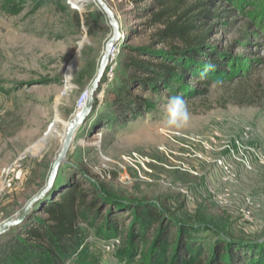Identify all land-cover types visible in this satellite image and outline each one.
<instances>
[{
  "label": "rangeland",
  "instance_id": "rangeland-1",
  "mask_svg": "<svg viewBox=\"0 0 264 264\" xmlns=\"http://www.w3.org/2000/svg\"><path fill=\"white\" fill-rule=\"evenodd\" d=\"M74 2L44 0L40 6L31 0H0V226L20 218L47 186L68 124L88 94L111 37L98 6L79 2L78 9ZM105 2L119 19L124 40L51 190L60 180L88 176L113 200L116 211L127 216L123 223H82L74 264H177L181 242L167 245L158 228L135 216L133 207L145 204L162 208L181 224L213 230L192 229L201 240H211L213 245L206 249L211 257L221 237V245L222 239H233L229 244L248 264H264V105H228L235 86L213 84L207 94L196 93L187 100L189 120L183 127L166 124L165 98L155 101L152 113L119 125L108 100L117 87L125 44L131 40L127 36L135 25L125 0ZM219 3L231 12V24L213 33L211 40L218 41L236 64L252 58L264 83V0ZM86 13L95 28L92 35L83 25ZM248 33L250 44L242 40ZM147 38L131 43L139 45ZM57 118L56 131L42 151L27 153ZM47 201L45 196L35 203L9 231L16 235L29 219L42 216ZM185 224L181 228L190 229ZM9 231L5 239L14 236ZM223 253L222 259L226 248ZM204 254L201 250L198 258Z\"/></svg>",
  "mask_w": 264,
  "mask_h": 264
},
{
  "label": "trees",
  "instance_id": "trees-1",
  "mask_svg": "<svg viewBox=\"0 0 264 264\" xmlns=\"http://www.w3.org/2000/svg\"><path fill=\"white\" fill-rule=\"evenodd\" d=\"M31 1L44 5V0ZM125 1L131 6L135 28L129 30L127 38L131 40L125 44L119 81L108 100L118 115L119 125L125 127L152 113L155 101L165 98L168 103L170 97L177 95L187 101L196 93L207 94L213 84L235 86L228 105L240 108L264 105V83L252 58L236 64L237 60L234 62L218 41L211 40L213 33L221 32V27L227 30L231 24V12L221 9V0ZM76 21L82 24L79 17ZM83 25L89 34L94 33L90 13L84 15ZM142 36L148 37L146 42L132 45V39L136 42ZM251 36L243 35L242 40L250 44ZM46 197L48 201L40 211L42 216L29 219L26 228L16 235L9 231L14 235L11 238L5 239V234L0 237V264H26L27 261H30L28 264L41 261L74 264L82 223H123L127 216L116 211L113 200L88 176L73 178L67 183L60 180ZM133 208L141 223L158 228L160 239L167 245L181 242L177 264H248L229 244L235 243L233 239H222L221 245L219 237L215 256L211 257V252L206 250L213 245L211 240H201L192 229H201L200 233L204 229L213 230L176 222L155 205ZM103 210L106 214H101ZM184 224L190 229L181 228ZM225 248L227 257L222 259ZM201 250L205 254L199 259Z\"/></svg>",
  "mask_w": 264,
  "mask_h": 264
},
{
  "label": "water",
  "instance_id": "water-1",
  "mask_svg": "<svg viewBox=\"0 0 264 264\" xmlns=\"http://www.w3.org/2000/svg\"><path fill=\"white\" fill-rule=\"evenodd\" d=\"M80 1L86 3V0H79V2ZM95 3L99 7L103 15L105 16L111 28L112 33L110 39L106 43L105 51L102 56L101 62L99 64L96 77L94 78L92 84L88 89L89 96L87 103L84 109L78 112L75 115V117L71 120V122L68 124L66 135L63 139V144L60 153L52 165L51 173L49 176V182L47 186L32 199L27 209L25 210L24 214L20 218L18 219L14 218L13 220H9L6 223H4L2 226H0V237L4 235L6 232H8L11 228L15 227L20 221H23L25 219V216L31 211L32 206L38 201H40L42 198H44L51 191L52 183L56 178V175L58 173L61 164L65 162V160L67 159L69 150L76 137L77 132L79 131L81 126L85 124L87 118L92 113V110L95 105V96L97 95L100 85L103 82L104 75L106 74L107 70L110 67L112 56L117 50L118 46L124 40L123 34H121V23L117 18L116 14L113 12V10L105 2V0H95ZM52 128L53 126L49 129L48 133L44 137L49 135ZM29 150L27 151V153L29 152Z\"/></svg>",
  "mask_w": 264,
  "mask_h": 264
},
{
  "label": "clouds",
  "instance_id": "clouds-1",
  "mask_svg": "<svg viewBox=\"0 0 264 264\" xmlns=\"http://www.w3.org/2000/svg\"><path fill=\"white\" fill-rule=\"evenodd\" d=\"M189 120V111L187 101L182 96H172L167 105L166 124L169 127L180 128L187 124Z\"/></svg>",
  "mask_w": 264,
  "mask_h": 264
},
{
  "label": "bare ground",
  "instance_id": "bare-ground-1",
  "mask_svg": "<svg viewBox=\"0 0 264 264\" xmlns=\"http://www.w3.org/2000/svg\"><path fill=\"white\" fill-rule=\"evenodd\" d=\"M81 2V1H80ZM91 2V3H90ZM79 4V0H75V2H74V7H76V5L77 4ZM82 3V2H81ZM87 3H90V4H95L96 6H97V4L95 3V0H86V4ZM78 7H76V8H80V7H82V6H80V5H77ZM122 34V33H121ZM85 42V41H84ZM117 52V51H116ZM116 52H115V54H116ZM81 54V53H80ZM115 54H113V56L115 55ZM79 57V56H78ZM76 61V60H75ZM75 67H76V63L74 62L73 63V65L71 66V68H70V70H69V74H68V77H67V79L68 80H71V74H72V71L75 69ZM87 97H88V95H87ZM86 103H87V99L85 98L84 100H83V102L81 103V105L79 106V108H78V112H80V111H82L83 109H84V107H85V105H86ZM58 116V115H57ZM56 123L54 124V126H53V128H52V130H51V132H50V134L49 135H47L46 137H44L42 140H40L28 153H39L40 151H42V149H43V147L45 146V145H47V143H48V140H49V138L51 137V135L53 134V132H55L56 131V127H57V123H59L60 122V119H56V121H55ZM61 122H62V120H61ZM61 125V124H60ZM66 135V134H65ZM64 135V136H65ZM61 137V136H60ZM63 144V143H62Z\"/></svg>",
  "mask_w": 264,
  "mask_h": 264
},
{
  "label": "built area",
  "instance_id": "built-area-1",
  "mask_svg": "<svg viewBox=\"0 0 264 264\" xmlns=\"http://www.w3.org/2000/svg\"><path fill=\"white\" fill-rule=\"evenodd\" d=\"M116 52V51H115ZM115 54V53H114ZM115 56V55H114ZM114 56H112V58H114ZM87 93L83 96V98H82V100H81V102H80V104H79V106L81 105V103L83 102V100L86 98L87 99Z\"/></svg>",
  "mask_w": 264,
  "mask_h": 264
}]
</instances>
